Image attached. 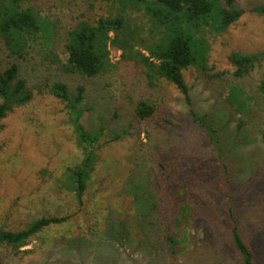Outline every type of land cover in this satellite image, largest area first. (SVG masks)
I'll return each mask as SVG.
<instances>
[{
	"label": "rangeland",
	"instance_id": "374dc122",
	"mask_svg": "<svg viewBox=\"0 0 264 264\" xmlns=\"http://www.w3.org/2000/svg\"><path fill=\"white\" fill-rule=\"evenodd\" d=\"M26 5L49 20L52 32L49 48L39 52L30 43L20 59L0 40V69L16 62L32 94L0 121V229L21 230L41 217L66 219L18 250L0 243V264H243L232 226L252 251V264H264V95L258 92L264 59L242 78L233 76L229 61L231 53L264 52V12L258 11L264 0H237L243 15L207 36L209 72H224L221 77L209 80L195 66L182 71L190 105L162 77L148 85L140 56L123 59L118 47L108 46L111 65L97 76L61 66L68 31L79 21L114 14L118 3ZM133 15L146 44L155 41L149 17ZM134 49L147 56L140 45ZM57 81L70 94L84 86L79 122L99 133L80 201L70 170L84 150L71 109L49 90ZM230 83L249 94L250 107L242 112L225 100ZM138 100L156 107L151 117H137ZM190 109L216 129L219 147Z\"/></svg>",
	"mask_w": 264,
	"mask_h": 264
},
{
	"label": "trees",
	"instance_id": "16d2710c",
	"mask_svg": "<svg viewBox=\"0 0 264 264\" xmlns=\"http://www.w3.org/2000/svg\"><path fill=\"white\" fill-rule=\"evenodd\" d=\"M29 0H0V40L10 57L23 58L30 43L38 46V51L49 48L52 25L32 6ZM118 3V11L106 16H97L94 23L79 21L67 33L64 52L66 62L61 65L68 72L94 77L104 72L109 63L108 46L118 47L123 59L140 56L146 67L148 85H155L160 77L168 80L183 94L190 105L189 88L184 81L182 71L190 66L198 67L204 76L221 77L224 72L211 74L208 66V35L223 33L244 13L238 7L237 0H102ZM255 11V10H253ZM264 12V6L258 9ZM148 16L151 31L157 33L155 41L146 44L143 30L134 21L135 15ZM135 45L147 51L134 53ZM264 59V52L254 55L231 53L229 61L233 66L235 78L249 74ZM154 60L158 62L155 63ZM50 92L66 103L73 113L72 124L77 135L78 145L83 148L82 161L70 170L75 195L78 201L87 186L90 173L94 168L95 145L98 132L86 130L79 122L77 105L83 99L84 86L78 85L70 94L63 82H54ZM258 92L264 95V78L258 85ZM25 80L19 76L18 64L10 62L0 69V121L15 107L24 105L31 99ZM247 98V99H246ZM246 88L228 85L226 102L235 111L242 112L250 107ZM156 107L145 100H138L135 113L144 120L151 117ZM246 112V111H245ZM264 112V109H263ZM193 122L202 126L219 147L216 129L205 123L195 111H189ZM215 138V139H214ZM264 142V137H263ZM65 217H41L33 220L26 228L17 231L0 229V243H5L15 250L26 245L29 239L44 227L65 221ZM232 241L242 254L243 264H252V251L241 239L236 226L231 228ZM171 240V238H170Z\"/></svg>",
	"mask_w": 264,
	"mask_h": 264
}]
</instances>
